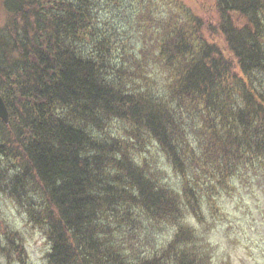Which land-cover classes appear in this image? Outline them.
Segmentation results:
<instances>
[{
    "label": "trees",
    "instance_id": "trees-1",
    "mask_svg": "<svg viewBox=\"0 0 264 264\" xmlns=\"http://www.w3.org/2000/svg\"><path fill=\"white\" fill-rule=\"evenodd\" d=\"M211 2L0 0V192L49 264H210L186 206L264 173V0ZM152 141L181 193L139 155ZM148 219L176 227L160 254L134 244Z\"/></svg>",
    "mask_w": 264,
    "mask_h": 264
},
{
    "label": "rangeland",
    "instance_id": "rangeland-1",
    "mask_svg": "<svg viewBox=\"0 0 264 264\" xmlns=\"http://www.w3.org/2000/svg\"><path fill=\"white\" fill-rule=\"evenodd\" d=\"M176 1L191 9L204 8L213 13L212 0ZM131 7L125 1L120 14ZM151 10L155 11V8ZM138 149L152 172L181 193L182 178L169 165L160 145L155 141L144 142ZM256 173L249 169L245 177L232 179L225 187L218 185L210 196H202L199 208L195 210L197 216L186 206L184 222L200 237L197 244L206 247L210 264H264V173L261 168ZM141 224L142 236L134 244H142L148 251L155 248V254L167 247L176 232V227L167 226V222L148 219ZM9 238L14 239L18 254L7 248ZM49 251L48 241L29 222L23 208L0 192V264H49Z\"/></svg>",
    "mask_w": 264,
    "mask_h": 264
},
{
    "label": "water",
    "instance_id": "water-1",
    "mask_svg": "<svg viewBox=\"0 0 264 264\" xmlns=\"http://www.w3.org/2000/svg\"><path fill=\"white\" fill-rule=\"evenodd\" d=\"M0 120H2L4 123L8 122V112L6 105L0 95Z\"/></svg>",
    "mask_w": 264,
    "mask_h": 264
}]
</instances>
